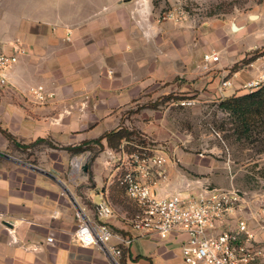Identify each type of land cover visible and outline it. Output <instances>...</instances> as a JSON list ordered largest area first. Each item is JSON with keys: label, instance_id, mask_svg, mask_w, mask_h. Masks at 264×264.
<instances>
[{"label": "crops", "instance_id": "1", "mask_svg": "<svg viewBox=\"0 0 264 264\" xmlns=\"http://www.w3.org/2000/svg\"><path fill=\"white\" fill-rule=\"evenodd\" d=\"M151 1L0 0V55L17 58L5 70L7 81H0V125L22 144L45 139L24 151L0 132V264H114L100 246L82 247L76 243L75 212L81 206L91 218L98 219L96 206L107 200L115 209L108 219L113 230L124 235L130 231L123 214L132 210L126 204L131 202L124 195L121 197L127 202L115 197L112 174L106 172L105 181V170L100 165L111 163L105 153L114 157L119 152L108 147L106 140L104 150L93 159L89 149L73 153L63 147L79 145L122 126L111 124L116 116L108 115L104 107L110 100L107 95L121 82L119 76H111V71L118 74L121 58L140 49L139 42L148 36L158 34L149 16ZM144 22L150 25L151 33L137 28L144 27ZM238 28L244 29L241 25ZM260 37L256 34L258 42ZM250 47L243 50V44L231 42L214 50L220 60L209 66L219 67L223 75L228 73L232 82L220 94L221 78L214 81L213 90L218 96L234 93L245 79L264 71V55L250 60L245 69L248 73L231 70L255 48ZM40 87L50 95L45 101L35 94ZM36 146L39 149L35 155L37 148L32 149ZM26 152L29 157L22 159L19 154ZM77 161H81L82 175H66V163L73 171H80L74 166ZM167 162L166 169L170 165ZM86 163L87 174L83 170ZM237 174L231 173L230 186L238 187ZM156 190L159 194L172 191L164 186ZM242 190L249 192V207L243 214L229 216L223 227L235 226L238 216L247 217L251 227L257 225L255 217L264 203V189ZM48 237L54 241L49 242ZM256 239L264 247L262 232H257ZM133 242L122 246L121 264L182 263L175 237L161 241L152 256L137 253ZM257 264H264V257Z\"/></svg>", "mask_w": 264, "mask_h": 264}, {"label": "rangeland", "instance_id": "2", "mask_svg": "<svg viewBox=\"0 0 264 264\" xmlns=\"http://www.w3.org/2000/svg\"><path fill=\"white\" fill-rule=\"evenodd\" d=\"M150 3L149 16L158 34L148 36L139 42L140 49L122 57L118 74L111 69V76L121 78L119 86L107 95L110 100L104 106L110 112L108 115L116 116L111 124L134 130L132 141L126 143L129 147L143 148L152 155L161 152L168 159L167 178H160L155 172L151 175L150 182L156 189L164 186L169 191L175 190L186 179L193 178L208 180L212 186L230 187L229 177L235 172L241 189H264V126L244 129L241 121L221 106L226 98L247 93L243 84L257 75L245 79L234 93L218 96L212 84L220 78V84L224 78L229 79L228 73L223 75L219 67L204 63L205 53L215 52L231 42L243 44V50L251 48L250 45L255 47L237 65L231 66L233 71L247 72L250 60L264 55V0H152ZM144 23V27L138 25L139 31L151 33L150 25ZM233 25L244 29L235 30ZM256 34L262 36L261 41L258 42ZM229 88H218V92L222 94ZM90 105L96 108L95 104ZM87 148L91 157L100 150L96 143ZM27 153L19 155L25 159L29 157ZM105 154L111 162L100 164L106 181V172L113 175L124 164ZM66 166V175H82V169L77 172L68 163ZM93 198L98 203V195ZM126 204L133 210L132 203ZM161 241L156 236H139L133 247L139 254L152 256Z\"/></svg>", "mask_w": 264, "mask_h": 264}, {"label": "built area", "instance_id": "3", "mask_svg": "<svg viewBox=\"0 0 264 264\" xmlns=\"http://www.w3.org/2000/svg\"><path fill=\"white\" fill-rule=\"evenodd\" d=\"M16 56L0 55V81L5 83V70L16 61ZM217 53L204 54L205 66L218 62ZM232 86L223 79L219 88ZM264 86V71L243 84L252 92ZM40 101L50 95L40 87L35 91ZM124 166L117 168V177L125 189V196L133 210L124 212L130 231L124 235L113 230L108 219L114 207L104 200L96 206L98 219L91 218L84 208L76 209L75 241L79 246H100L111 255L114 264H121L122 246H129L136 237L156 236L162 241L178 239L181 264H257L264 257V247L256 239L258 231L264 235V203L256 214L257 225L251 227L247 217L238 216L233 227H223L229 216L243 214L250 205L249 192L235 186H212L201 178L186 179L177 189L159 194L150 182L154 172L167 178L166 157L148 154L145 150L132 153L120 151L114 156ZM74 166L81 169V161ZM219 227H222L219 229ZM115 242L111 244L112 240ZM53 242V237H48Z\"/></svg>", "mask_w": 264, "mask_h": 264}, {"label": "trees", "instance_id": "4", "mask_svg": "<svg viewBox=\"0 0 264 264\" xmlns=\"http://www.w3.org/2000/svg\"><path fill=\"white\" fill-rule=\"evenodd\" d=\"M237 63L234 64V66ZM154 104H152L153 106ZM221 106L224 107L228 112H230L233 117L237 120L241 121L244 129H250L254 126H264V86L254 90L252 92H247L244 94H235L229 98H226L221 102ZM149 107V106H145ZM0 132L14 144V146L20 150L27 151L29 148L33 147L36 143L44 142V138H38L34 142L29 144H22L17 140V138L11 134L7 129H4L0 125ZM134 134V130H131L125 126H121L120 128H114L112 130L104 132L97 138L83 140L79 145L76 146H65L64 149L73 152V153H81L86 151L87 146L92 143H96L100 146V150L96 151L92 155V159L98 155L101 150H104L105 145L103 140H106L107 146L120 152L125 151L127 153H132L137 151L138 147L131 148L126 143L132 141V135ZM112 186H114V194L115 197H119L120 200H126L122 198L121 195L125 196V189L123 185H121L117 179L114 178Z\"/></svg>", "mask_w": 264, "mask_h": 264}, {"label": "water", "instance_id": "5", "mask_svg": "<svg viewBox=\"0 0 264 264\" xmlns=\"http://www.w3.org/2000/svg\"><path fill=\"white\" fill-rule=\"evenodd\" d=\"M233 29L237 30L236 25H233ZM83 170H84L85 172L88 171V163L84 164V166H83Z\"/></svg>", "mask_w": 264, "mask_h": 264}, {"label": "bare ground", "instance_id": "6", "mask_svg": "<svg viewBox=\"0 0 264 264\" xmlns=\"http://www.w3.org/2000/svg\"><path fill=\"white\" fill-rule=\"evenodd\" d=\"M237 27V26H236ZM237 29H238V27H237Z\"/></svg>", "mask_w": 264, "mask_h": 264}]
</instances>
